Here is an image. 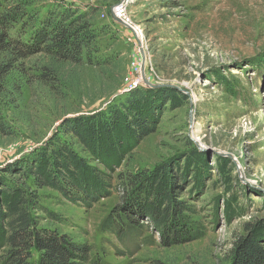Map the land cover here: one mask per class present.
<instances>
[{"label": "rangeland", "instance_id": "1", "mask_svg": "<svg viewBox=\"0 0 264 264\" xmlns=\"http://www.w3.org/2000/svg\"><path fill=\"white\" fill-rule=\"evenodd\" d=\"M123 1H19L24 12L8 29L11 36L30 43L35 15L70 5L78 12L98 8L89 20L99 38L92 62L74 65L37 53L2 76L8 133L0 132V183L29 187L42 207L39 226L88 243L100 264H231L237 241L251 230L264 241V0H126L133 30L110 16ZM139 58L141 72L132 74ZM134 79L140 80L129 85ZM131 92L147 97L137 100L144 113L162 110L156 128L139 141L123 127L110 136L119 135L118 144H110L98 124ZM69 126L78 135L67 133ZM61 143L78 158L71 170L79 178H112L103 196L87 204L71 200L37 187L22 171ZM158 167L181 176L174 196L193 209L183 215L202 236L167 246L142 220L148 227L138 239L119 242L102 230L114 207L134 201L119 181Z\"/></svg>", "mask_w": 264, "mask_h": 264}, {"label": "trees", "instance_id": "2", "mask_svg": "<svg viewBox=\"0 0 264 264\" xmlns=\"http://www.w3.org/2000/svg\"><path fill=\"white\" fill-rule=\"evenodd\" d=\"M19 1L0 0V79L19 60L37 53H43L53 61L74 65L92 62L90 52L95 50L99 31L93 28L89 18L96 14L97 7L78 12V8L66 5L48 11L40 19L39 14L35 15L39 23H34L35 32L29 43L21 35L11 36L7 32L24 12ZM3 54L7 55L6 59L2 58ZM95 60L98 64L107 61ZM130 95L109 109L105 120L98 124V130L110 144L113 139L118 144L119 135L113 139L110 136L114 132L119 134L117 131L123 127L139 141L156 128L155 120L162 110H157L156 106L146 114L137 105V100L147 99L143 92H131ZM161 95L165 96V92ZM1 115L0 108V132L6 134L7 125ZM65 130L78 135L75 126ZM45 157L44 162L41 159L28 160L22 169L37 187L55 188L69 199L87 204L103 196L112 186V178L104 173L90 181L79 178L71 170L79 167V160L65 143L50 149L49 156ZM161 168L144 174L129 173L119 181V185H125L127 194H135L134 201L129 198L132 200L130 205H117L111 210L102 224L104 232L121 243L138 239L148 227L142 223L145 220L151 222L167 246L202 236V231L190 225L188 217L183 215L187 211L194 213L193 209L174 196L181 176L178 177L172 167L168 170ZM37 201L29 187L13 182L0 183V264H100L88 243L77 242L66 233L39 226L36 214L42 207ZM260 238L262 236L254 228L239 239L231 264H264V241L261 244Z\"/></svg>", "mask_w": 264, "mask_h": 264}, {"label": "built area", "instance_id": "3", "mask_svg": "<svg viewBox=\"0 0 264 264\" xmlns=\"http://www.w3.org/2000/svg\"><path fill=\"white\" fill-rule=\"evenodd\" d=\"M126 4H127V1L125 0V1H123V2H121V3H119V4H117V5H114L112 8H111V14H110V16L112 17V19H113V21H115V19H114V17H116V18H119L123 23H125V24H128V25H130V19H129V17L127 16V14H126V12H125V10H126ZM114 16V17H113ZM116 22V21H115ZM118 23V22H117ZM119 24V23H118ZM121 25V24H120ZM123 26V25H122ZM142 61H141V58H139V60H138V62H136V63H132V67H131V73L132 74H140V72H141V68H142ZM138 80H140V79H138ZM137 80V81H138ZM135 81V79L134 80H132L130 83H129V85L132 83V82H134ZM137 81H135L134 83H132V84H137L136 82ZM139 83V82H138ZM131 84V85H132Z\"/></svg>", "mask_w": 264, "mask_h": 264}, {"label": "water", "instance_id": "4", "mask_svg": "<svg viewBox=\"0 0 264 264\" xmlns=\"http://www.w3.org/2000/svg\"><path fill=\"white\" fill-rule=\"evenodd\" d=\"M113 17H114V16H113ZM114 19H115L116 22H118L119 24H121V25L127 27L128 29H132V27H130L128 24L123 23L119 18L114 17ZM132 30H133V29H132ZM141 81H142V82H143V81L146 82L147 85L150 84L149 81H147L146 77H143V76H142ZM150 85H151V84H150Z\"/></svg>", "mask_w": 264, "mask_h": 264}, {"label": "bare ground", "instance_id": "5", "mask_svg": "<svg viewBox=\"0 0 264 264\" xmlns=\"http://www.w3.org/2000/svg\"><path fill=\"white\" fill-rule=\"evenodd\" d=\"M136 32V35L138 36V37H140V33L136 30L135 31ZM196 100V97L194 96L193 98H192V102H194Z\"/></svg>", "mask_w": 264, "mask_h": 264}]
</instances>
